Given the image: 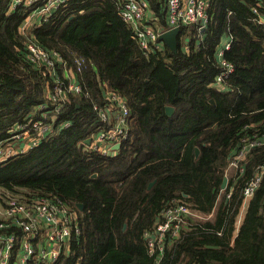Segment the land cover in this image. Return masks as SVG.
<instances>
[{
  "label": "trees",
  "instance_id": "obj_1",
  "mask_svg": "<svg viewBox=\"0 0 264 264\" xmlns=\"http://www.w3.org/2000/svg\"><path fill=\"white\" fill-rule=\"evenodd\" d=\"M9 1L0 0V142L29 120L70 125L0 163V201L58 199L75 212L80 234L55 264H153L144 234L174 203L211 217L187 219L158 264H264V174L245 205L241 194L264 163V141L221 190L241 139L264 134V28L251 13L264 0H211L203 30L181 28L176 53L163 43L146 56L115 0L70 1L24 34L33 7L9 12ZM146 1L166 27L164 0ZM225 37L232 38L224 59L234 73L220 91L212 84ZM28 39L69 68L86 61L77 75L80 95L50 100L54 85L27 58ZM103 89L122 96L131 112L127 140L108 156L84 143L100 129L92 108L103 104Z\"/></svg>",
  "mask_w": 264,
  "mask_h": 264
},
{
  "label": "built area",
  "instance_id": "obj_2",
  "mask_svg": "<svg viewBox=\"0 0 264 264\" xmlns=\"http://www.w3.org/2000/svg\"><path fill=\"white\" fill-rule=\"evenodd\" d=\"M73 0H10L8 11L12 12L19 6L33 7L20 32L25 33L30 27L46 21L58 8ZM118 4V14L130 27L133 39L146 56L154 51L163 50L160 36L171 29L194 27L203 30L210 16L211 0H164V22L161 27L149 16L146 0H115ZM256 2L251 13L256 24L264 28V6ZM231 37H225L216 52V62L219 74L213 86L225 91L224 80L234 73V66L224 59V53L230 49ZM188 39L185 38L181 50L188 52ZM27 58L33 65L48 75L54 90L49 91L52 102L57 99L64 103L67 94L82 93V87L77 78L86 67V61L77 59L73 68H69L61 57L52 51L41 48L33 39H28L25 45ZM47 90L49 83H47ZM104 100L101 106L93 105L96 123L100 129L91 135L86 149L93 150L102 156H108L114 146L120 148L129 134L128 122L131 112L125 99L106 89L102 90ZM42 109L44 106H41ZM60 107L56 109V112ZM43 111L42 116L49 115ZM55 126L41 120H29L27 124L18 125L4 142H0V163L8 158L31 150L57 130ZM264 141V134L253 135L241 139L236 152L230 159L229 169L235 174L242 173L249 152ZM85 143V142H84ZM264 174V163L256 167L254 174L242 189L243 203L251 198L258 188ZM236 176V175H235ZM228 181L226 183L227 187ZM225 187V188H226ZM231 191L226 195L230 198ZM195 212L185 204L174 203L163 210L154 228L144 234L146 254L153 258V264H158L165 250L167 240L179 238L187 219H192ZM210 217V216H209ZM206 219H208L206 217ZM238 225V222H237ZM80 228L75 212L71 211L58 199L30 197L22 200L16 196H7L0 201V264H55L63 253H68L69 244L79 236Z\"/></svg>",
  "mask_w": 264,
  "mask_h": 264
},
{
  "label": "water",
  "instance_id": "obj_3",
  "mask_svg": "<svg viewBox=\"0 0 264 264\" xmlns=\"http://www.w3.org/2000/svg\"><path fill=\"white\" fill-rule=\"evenodd\" d=\"M180 30L179 29H171L167 32L163 33L160 36V40L166 45V47L172 52H177V37L179 35ZM173 113V109L170 107L166 108V115H171ZM86 145L89 144V139L84 141ZM118 146H114L113 150H118ZM198 149L195 150V157L198 156ZM227 179L224 177L221 183V190H224L226 187ZM153 185V183L149 184L148 188H150ZM77 209L81 212L83 210V206L81 204L76 205Z\"/></svg>",
  "mask_w": 264,
  "mask_h": 264
},
{
  "label": "crops",
  "instance_id": "obj_4",
  "mask_svg": "<svg viewBox=\"0 0 264 264\" xmlns=\"http://www.w3.org/2000/svg\"><path fill=\"white\" fill-rule=\"evenodd\" d=\"M149 16H150V18H152V20H154L155 22H156V24H160L159 23V21L157 20V18L155 17L156 15H155V13H153L152 11H150V9H149ZM159 26H161L162 27V25H159ZM229 162H230V159H229ZM235 175V171H233V170H230L229 169V164H228V167H227V169H226V172H225V178L227 179V181L229 180V178H232L233 176ZM228 185V184H227Z\"/></svg>",
  "mask_w": 264,
  "mask_h": 264
},
{
  "label": "rangeland",
  "instance_id": "obj_5",
  "mask_svg": "<svg viewBox=\"0 0 264 264\" xmlns=\"http://www.w3.org/2000/svg\"><path fill=\"white\" fill-rule=\"evenodd\" d=\"M24 22H25V21H24ZM23 24H24V23H23ZM23 24H22V25H23ZM22 25H21V26H22ZM21 26H20V27H21ZM187 39H188V38H187ZM209 216H210V215H209ZM209 216H207V218H210V217H211V216H210V217H209ZM192 220H194V221L197 222V221H204V220H206V218L203 217V216L198 215L197 213H195V215L192 217Z\"/></svg>",
  "mask_w": 264,
  "mask_h": 264
}]
</instances>
